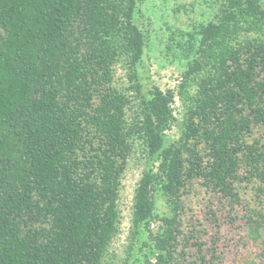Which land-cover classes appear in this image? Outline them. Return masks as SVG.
Wrapping results in <instances>:
<instances>
[{
	"label": "trees",
	"instance_id": "1",
	"mask_svg": "<svg viewBox=\"0 0 264 264\" xmlns=\"http://www.w3.org/2000/svg\"><path fill=\"white\" fill-rule=\"evenodd\" d=\"M218 1L216 20L166 26L167 51L185 61L177 90L143 94L137 0H0V264H107L133 156L146 166L131 223L148 231L153 264L175 262L195 179L232 202L245 182L257 199L246 220L264 245V4ZM118 66L127 86L115 84ZM176 95L183 119L167 143ZM157 192L172 215L153 232Z\"/></svg>",
	"mask_w": 264,
	"mask_h": 264
},
{
	"label": "rangeland",
	"instance_id": "2",
	"mask_svg": "<svg viewBox=\"0 0 264 264\" xmlns=\"http://www.w3.org/2000/svg\"><path fill=\"white\" fill-rule=\"evenodd\" d=\"M210 1L213 0H137L136 23L146 38L144 56L137 69L143 94L153 85L177 90L185 61L179 59L177 49L167 51L166 26L188 29L193 21L216 20L219 4ZM261 1L264 4V0ZM208 2L213 6H209ZM114 77L117 86L128 85L124 71L119 66ZM174 100L177 120L166 132L167 143L179 137L185 108V103L178 95ZM256 136L264 144V128ZM145 166L144 159L133 156L122 175L118 198V230L109 245L107 264L154 263L148 231L140 226L134 233L131 223L134 188ZM237 191L239 197L232 202L202 185L200 179L192 181L190 189L181 198L175 220L178 237L173 254L174 264H264V245L246 220L247 206L257 205L256 193L245 182L238 185ZM154 202V217L149 220V228L156 232L165 227L161 218L171 217L172 210L161 192L156 193ZM197 242L201 243L200 252ZM198 255L204 260L199 259Z\"/></svg>",
	"mask_w": 264,
	"mask_h": 264
}]
</instances>
